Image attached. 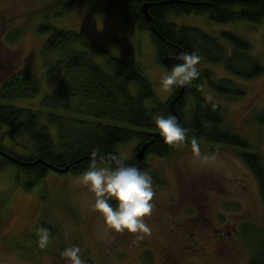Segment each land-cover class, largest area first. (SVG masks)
<instances>
[{"label":"rangeland","instance_id":"obj_1","mask_svg":"<svg viewBox=\"0 0 264 264\" xmlns=\"http://www.w3.org/2000/svg\"><path fill=\"white\" fill-rule=\"evenodd\" d=\"M105 4L106 0H79L73 4L65 0H0V95L11 77L21 72L34 74L42 86L39 95L11 104L40 110L45 96L53 94L62 83L63 74L50 79L48 70H56L58 61L65 59L66 54H55L48 60L42 55L51 34L40 32V28L48 24L75 31L78 50H85L84 43H88L94 48L105 47L120 58L125 49L121 43H128L157 100L167 103L175 90H162L160 80L170 70L158 62L150 32L127 25L119 17L105 15L102 12ZM170 21L217 37L228 48L229 55L232 48L221 34L228 31L239 35L251 44L250 55L264 66V20L259 24L246 21L221 24L206 16L182 14L171 16ZM89 52L99 65L109 70L93 49ZM199 71L209 74L216 83L229 81L234 88L244 91L243 97L231 99L215 93L208 83L200 88L204 98L220 105L223 128L245 137L252 146L246 152L259 156L264 163V126L259 123V117L264 116V74L241 79L230 74L222 63L206 60H201ZM136 90L133 86L135 94ZM147 106L152 108L151 103ZM191 106L188 100L186 107ZM45 123L57 141L55 125H49L47 120ZM0 145L21 157L31 158L35 154L21 122L14 128L0 124ZM139 145V139H134L119 145L117 152L126 155L130 162ZM243 152L236 147L210 143H202L196 151L188 141L173 148L166 157L147 151L145 162L160 177V183L153 181L154 208L146 218L150 234L110 231L103 217L92 210L93 195L78 183V175L51 170L41 185L27 190L26 172L0 155V264H67L61 252L72 246L81 248L85 264H162L156 247L164 245L163 233L179 232L178 226L189 224L191 219L200 221L179 230L185 229L188 239L203 249L196 259H188L189 264H248L253 249L264 248V200ZM44 223L55 235L51 234L48 248L42 250L36 244V234ZM244 225L249 227L248 239L243 233ZM255 226L260 228H252ZM190 232L195 233L194 238ZM130 242L133 244L128 246ZM137 247L138 251L132 249ZM143 248L150 258L141 253ZM197 253L192 250L190 256Z\"/></svg>","mask_w":264,"mask_h":264},{"label":"trees","instance_id":"obj_2","mask_svg":"<svg viewBox=\"0 0 264 264\" xmlns=\"http://www.w3.org/2000/svg\"><path fill=\"white\" fill-rule=\"evenodd\" d=\"M65 1L73 4L79 0ZM147 3L150 4L149 12L154 20L152 23L143 12ZM102 12L107 16L119 17L127 25L150 32L160 64L168 56L177 58L181 53L197 51L201 60L213 64L222 63L230 74L241 79H253L264 74V66L250 55L251 44L245 38L228 31L222 32V39L232 48L229 55L228 48L217 37L196 28L180 27L170 21L174 15L194 14L206 16L221 24L239 21L259 24L264 20V0H106ZM153 27L160 36L154 33ZM40 29V32L51 34L42 51L45 60L55 54H66L65 59L58 61L56 70H48L50 79L63 74L62 83L53 94L45 96L40 110L11 104L39 95L42 86L34 74L21 72L11 77L4 83L0 95V124L14 128L21 122L34 145L35 154L25 158L1 145L0 149L22 161H42L29 167L10 161L26 172L29 178L25 183L27 190L41 185L47 173L52 170L49 166L68 168L67 173L79 175L87 168L94 149H99L101 154L118 153L119 145L134 139H139L140 145L133 160L128 161L129 164L137 162L136 153L146 143H149L148 154L169 156L174 147L164 143L157 135L159 132L152 117L171 114L177 117L179 123L182 121L183 127L188 130L185 141L191 142L195 137L199 146L210 143L244 150L242 156L259 179L264 198V163L259 156L246 152L252 146L245 137L223 128L224 117L220 105L211 103L200 93L205 83L215 93L231 99L243 97V90L234 88L229 81L216 83L209 74L200 73L196 81L186 86L183 97L176 101L173 110L172 102L181 88L175 90L167 103L161 104L128 43H121L125 49L122 56L116 58L105 47L94 48L88 43H84L85 50H78L75 31L52 28L48 24L42 25ZM91 49L104 60L109 70H105L92 58L89 52ZM133 86L137 89L136 94L132 91ZM188 100L192 102L190 108L186 107ZM147 103H151L152 108ZM45 120L49 125H55L57 141ZM259 123L264 126L263 115L259 117ZM145 161L142 170L149 172L152 180L160 183L157 171ZM47 225L44 223L43 227ZM51 234L54 236V231ZM245 238L248 239L247 234Z\"/></svg>","mask_w":264,"mask_h":264},{"label":"clouds","instance_id":"obj_3","mask_svg":"<svg viewBox=\"0 0 264 264\" xmlns=\"http://www.w3.org/2000/svg\"><path fill=\"white\" fill-rule=\"evenodd\" d=\"M177 59L180 62L172 65L160 80L164 92L190 86L200 76L201 57L197 51L181 53ZM152 119L167 145L175 148L186 140L188 130L181 126L175 115H155ZM191 142L194 150L198 151L196 138L193 137ZM77 180L93 195L91 208L103 217L110 231L150 234L146 218L152 214L155 191L149 172L129 164L124 154H101L99 149H94L87 168L78 175ZM36 235L37 246L42 250L47 249L51 240L50 229L41 227ZM81 251L79 246H72L64 249L61 256L67 264H85Z\"/></svg>","mask_w":264,"mask_h":264},{"label":"flooded vegetation","instance_id":"obj_4","mask_svg":"<svg viewBox=\"0 0 264 264\" xmlns=\"http://www.w3.org/2000/svg\"><path fill=\"white\" fill-rule=\"evenodd\" d=\"M176 90V89H175ZM176 91H174L175 93ZM139 150V149H138ZM137 154V153H136ZM136 161H134L132 164H137V162L135 163ZM255 175V174H254ZM256 176V175H255ZM257 178V176H256ZM257 181H258V186H259V190L261 192V185H260V181L259 179L257 178ZM191 185H188V188H190ZM261 196H262V192H261ZM263 198V196H262ZM193 199H195L193 197ZM264 200V198H263ZM115 202V201H114ZM178 202V200H176V203ZM195 202V201H194ZM262 203V201H261ZM202 218H205V217H202ZM207 220V218H205ZM200 219H191L190 220V223L189 224H186V225H180L178 226V230L176 231H179V232H176L174 233H171V232H168V231H165L163 233V236H164V245H160L158 247H156V250L158 251V261L162 264H189L188 263V259L191 257H195V259L200 256V252L201 250L203 249V247H197L194 243H192L188 237H187V234L188 232L183 229V231H180L182 229L183 226H192V224H197L199 223ZM249 227H247V225H244L243 227V233L246 235L247 234V229ZM252 228H260V227H252ZM180 229V230H179ZM236 230V228L234 229ZM228 234H231V231H228ZM161 235V234H160ZM190 235L191 237H195V233L194 232H190ZM201 236V235H200ZM203 237V235H202ZM202 240H206L205 237L202 239ZM166 243V244H165ZM127 245V243H125ZM131 244H133L132 242L128 243V246H131ZM142 247H146L145 246H142ZM134 249L135 251H138L139 250V247L137 248H132ZM206 249V248H205ZM192 250L194 251H198L197 255H193V256H190V254H192ZM141 253H143L147 258L149 257V253H147L145 248L141 249L140 250ZM262 251L263 249H260V250H256L255 248L253 249V253H252V256L250 258H248V264H264V258L262 259ZM150 258V257H149ZM162 258V260H161ZM208 261H211L212 262V259H208Z\"/></svg>","mask_w":264,"mask_h":264},{"label":"water","instance_id":"obj_5","mask_svg":"<svg viewBox=\"0 0 264 264\" xmlns=\"http://www.w3.org/2000/svg\"><path fill=\"white\" fill-rule=\"evenodd\" d=\"M149 7H150V4H145L144 7H143V12L145 14V16L147 17V19L152 23L154 20H153V17L152 15L150 14L149 12ZM153 31L154 33H156L158 36H160L159 32L157 31V29H155L153 27ZM176 62H180L177 58L175 57H171V56H168L166 58L163 59V64L170 70L172 65H174ZM185 89L186 87H182L181 90H180V93L179 95L177 96V98L172 102V109L174 108V105L176 103L177 100L181 99L185 93ZM174 110V109H173ZM181 126L183 127V122L181 121ZM159 137H160V134H157ZM148 146H149V143H146L144 144L138 151L137 153V167H139L141 170L143 168L142 164L143 162L145 161L146 159V155H147V151H148ZM0 155L4 156L6 159H8L9 161H11L12 163H15L17 165H20V166H23V167H29V166H34L36 165L37 163H42V161L38 160L36 162H27V161H22L20 159H18L17 157H15L14 155L4 151V150H1L0 149ZM52 170L56 171V172H60V173H67L69 171V169H59V168H56L54 166H49Z\"/></svg>","mask_w":264,"mask_h":264}]
</instances>
